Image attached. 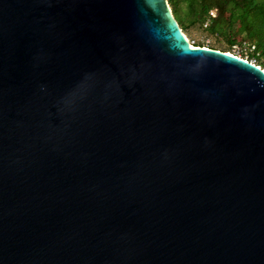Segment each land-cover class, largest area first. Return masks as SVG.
I'll return each mask as SVG.
<instances>
[{
  "label": "water",
  "instance_id": "1",
  "mask_svg": "<svg viewBox=\"0 0 264 264\" xmlns=\"http://www.w3.org/2000/svg\"><path fill=\"white\" fill-rule=\"evenodd\" d=\"M0 264H264V70L168 0H0Z\"/></svg>",
  "mask_w": 264,
  "mask_h": 264
},
{
  "label": "trees",
  "instance_id": "2",
  "mask_svg": "<svg viewBox=\"0 0 264 264\" xmlns=\"http://www.w3.org/2000/svg\"><path fill=\"white\" fill-rule=\"evenodd\" d=\"M168 3L186 35L192 27L199 26L216 40L211 45L201 41H194L192 45L234 54L231 49L245 42L253 47L249 56L255 58V64L262 67L264 0H168Z\"/></svg>",
  "mask_w": 264,
  "mask_h": 264
},
{
  "label": "rangeland",
  "instance_id": "3",
  "mask_svg": "<svg viewBox=\"0 0 264 264\" xmlns=\"http://www.w3.org/2000/svg\"><path fill=\"white\" fill-rule=\"evenodd\" d=\"M190 43H194V41H201L205 45H211L213 44L215 38L208 34L203 28L199 26H194L190 29L189 34L186 35ZM253 50V47L248 46L247 43L243 42L242 44H237L234 46L231 51L234 54L243 56V57H248L250 59H253L256 61L255 58L249 56V52ZM257 62V61H256ZM262 67H264V63L261 64Z\"/></svg>",
  "mask_w": 264,
  "mask_h": 264
},
{
  "label": "built area",
  "instance_id": "4",
  "mask_svg": "<svg viewBox=\"0 0 264 264\" xmlns=\"http://www.w3.org/2000/svg\"><path fill=\"white\" fill-rule=\"evenodd\" d=\"M235 55H237V54H235ZM237 56H239V57H242V56H240V55H237ZM242 58H244V59H246V60H248V61H250V62H252V63H255V61L253 60V59H248V58H246V57H242ZM258 67H260V68H262L263 70H264V67H261L260 65H258Z\"/></svg>",
  "mask_w": 264,
  "mask_h": 264
}]
</instances>
